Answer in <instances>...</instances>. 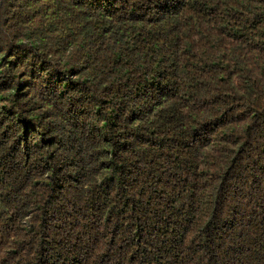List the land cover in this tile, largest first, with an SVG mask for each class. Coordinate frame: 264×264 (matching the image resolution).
I'll return each instance as SVG.
<instances>
[{
  "label": "trees",
  "instance_id": "obj_1",
  "mask_svg": "<svg viewBox=\"0 0 264 264\" xmlns=\"http://www.w3.org/2000/svg\"><path fill=\"white\" fill-rule=\"evenodd\" d=\"M0 264H264V0H0Z\"/></svg>",
  "mask_w": 264,
  "mask_h": 264
}]
</instances>
